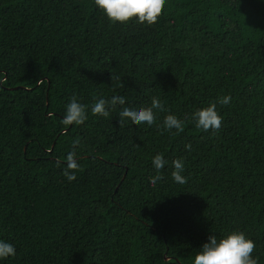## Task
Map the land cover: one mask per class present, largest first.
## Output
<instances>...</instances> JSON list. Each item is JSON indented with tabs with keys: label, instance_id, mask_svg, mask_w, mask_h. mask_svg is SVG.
I'll return each instance as SVG.
<instances>
[{
	"label": "trees",
	"instance_id": "16d2710c",
	"mask_svg": "<svg viewBox=\"0 0 264 264\" xmlns=\"http://www.w3.org/2000/svg\"><path fill=\"white\" fill-rule=\"evenodd\" d=\"M115 96L165 110L152 126L92 114ZM73 97L87 119L65 126ZM210 103L222 124L206 132L192 114ZM233 230L264 264V0H165L152 24L94 0H0V239L16 248L0 264H192Z\"/></svg>",
	"mask_w": 264,
	"mask_h": 264
},
{
	"label": "clouds",
	"instance_id": "9594fccd",
	"mask_svg": "<svg viewBox=\"0 0 264 264\" xmlns=\"http://www.w3.org/2000/svg\"><path fill=\"white\" fill-rule=\"evenodd\" d=\"M94 4L109 21L113 23L126 24L135 19L139 23L152 24L156 22L158 15L164 7L165 0H94ZM231 97L224 96L218 98V103L227 105ZM120 105L118 117L121 121H128L137 125L146 124L152 126L156 120L155 111H164V107L158 98H153L149 107H128L126 99L123 96H115L111 100L104 98L98 99L92 106L93 115H99L107 118L110 115L109 108ZM87 119V109L75 97L66 105V110L62 119L65 126L73 124H83ZM192 120L195 126L203 131H218L222 124V116L216 110V103H210L207 107L197 109L192 114ZM184 122L174 114H168L163 120V128L167 131H183ZM159 127V125H158ZM78 144L77 142H74ZM186 148L190 145H186ZM75 151L67 157V163L64 175L68 181L74 180V170L78 167L75 159ZM167 161L163 154H157L152 158V165L157 170L158 175L152 182L161 179L159 171L163 169ZM174 171L172 177L175 182L185 183V177L182 175L184 165L182 160L172 162ZM255 242L248 238L242 231H231L217 238L215 235H209L196 252L192 264H257L253 256ZM16 255V248L13 243L0 239V261Z\"/></svg>",
	"mask_w": 264,
	"mask_h": 264
},
{
	"label": "water",
	"instance_id": "95a60500",
	"mask_svg": "<svg viewBox=\"0 0 264 264\" xmlns=\"http://www.w3.org/2000/svg\"><path fill=\"white\" fill-rule=\"evenodd\" d=\"M54 144V143H53ZM53 144H52V146H51V150H52V148H53ZM169 258H165V260L167 261Z\"/></svg>",
	"mask_w": 264,
	"mask_h": 264
}]
</instances>
